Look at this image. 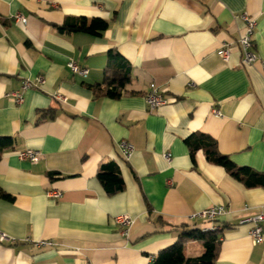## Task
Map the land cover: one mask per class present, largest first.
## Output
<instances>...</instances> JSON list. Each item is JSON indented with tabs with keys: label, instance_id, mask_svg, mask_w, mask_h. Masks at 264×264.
I'll return each instance as SVG.
<instances>
[{
	"label": "crops",
	"instance_id": "1",
	"mask_svg": "<svg viewBox=\"0 0 264 264\" xmlns=\"http://www.w3.org/2000/svg\"><path fill=\"white\" fill-rule=\"evenodd\" d=\"M243 12L256 20L251 64L238 45ZM80 17L108 27L99 36L58 30ZM110 49L130 65L118 98L90 88L102 82ZM70 59L87 74L72 73ZM39 76L21 103L7 96ZM150 83L167 99L155 109L145 99ZM193 133L264 173V0H0V136L13 139L0 157V231L15 240L0 244V264H147L183 226L218 231L214 264H264V224L254 243L251 223L240 222L264 211V185L246 186L201 147L191 156ZM121 141L133 146L128 158ZM26 151L38 160L21 158ZM107 162L124 181L112 195L96 176ZM214 205L226 213L188 221ZM122 214L134 220L127 235L115 222ZM203 250L184 242L187 257Z\"/></svg>",
	"mask_w": 264,
	"mask_h": 264
},
{
	"label": "trees",
	"instance_id": "2",
	"mask_svg": "<svg viewBox=\"0 0 264 264\" xmlns=\"http://www.w3.org/2000/svg\"><path fill=\"white\" fill-rule=\"evenodd\" d=\"M108 27V22L101 17L87 20L80 17L73 23L61 24L57 28L61 32H85L99 36ZM130 81V65L116 51L107 52V64L103 70L102 82L90 85L96 95H105L118 98ZM10 136H0V157L3 151L12 145ZM190 148L191 156L194 149H204L206 157L211 162L223 166L234 178L246 186L264 185V173L256 171L249 166H237L227 155L220 153L214 139L204 133H193L185 139ZM97 179L109 195L115 194L124 188V181L113 162L101 163L96 173ZM189 239L198 240L204 250L195 257H187L183 253L184 242ZM219 245L218 231L216 229H200L182 227L176 241L159 250L155 255L153 264H214Z\"/></svg>",
	"mask_w": 264,
	"mask_h": 264
},
{
	"label": "built area",
	"instance_id": "3",
	"mask_svg": "<svg viewBox=\"0 0 264 264\" xmlns=\"http://www.w3.org/2000/svg\"><path fill=\"white\" fill-rule=\"evenodd\" d=\"M240 19L244 23V31L243 34L238 38V45L242 52V63L244 64H251L256 60V55L252 50L253 42H252V35L254 33V27L256 25V20L249 15L247 12H243L240 14ZM15 21H22L25 22V17L22 15H15ZM230 44L229 43H222L218 49L219 55L224 59L228 60L230 55ZM68 68L74 74H78L81 76H85L88 72L86 67L80 66L76 61L70 59L67 62ZM42 77L37 78V82H32L30 79H24L22 81V85L20 89L12 90L7 93V96L14 101L15 103H21L23 99V91L30 88L37 83H42ZM59 99H63L62 96H58ZM145 99L150 109H155L158 106H161L167 102V99L164 98L161 93H159L157 86L154 83H150L148 91L145 93ZM215 113L218 111L216 109L213 110ZM119 147L122 149V153L125 158H128L131 155L133 150L132 144L127 141H121L119 143ZM21 158H27L30 161H37L38 160V153L34 151H26L20 153ZM163 157L166 160H170V153L164 152ZM49 197H53L55 199L60 198L61 193L58 190H49L47 192ZM226 213V209L223 205H214L208 207L206 209L191 213L188 215V221H192L194 219H203L208 221H214ZM133 219L125 214L117 215L115 217V222L121 227L122 233L124 235L128 234V229L133 224ZM241 223L249 222L251 226L248 229V234L252 238L254 243H260L263 240V224H264V211H260L257 214L250 216L246 219H242ZM210 229H215L211 227ZM24 241H29V239L25 238ZM5 242H15L13 238H10L6 233L0 231V244ZM35 244L37 245H52V241L49 240H39L36 241ZM155 256L151 255L148 258L147 264H153Z\"/></svg>",
	"mask_w": 264,
	"mask_h": 264
}]
</instances>
